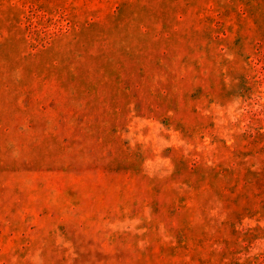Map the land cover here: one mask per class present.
<instances>
[{"label":"rangeland","instance_id":"obj_1","mask_svg":"<svg viewBox=\"0 0 264 264\" xmlns=\"http://www.w3.org/2000/svg\"><path fill=\"white\" fill-rule=\"evenodd\" d=\"M0 264H264V0H0Z\"/></svg>","mask_w":264,"mask_h":264}]
</instances>
